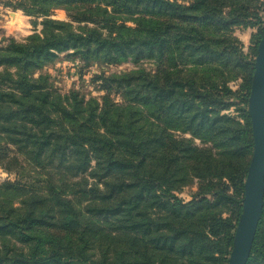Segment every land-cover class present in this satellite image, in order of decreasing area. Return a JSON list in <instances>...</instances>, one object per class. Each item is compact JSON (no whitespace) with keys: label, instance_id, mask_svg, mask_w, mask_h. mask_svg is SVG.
<instances>
[{"label":"trees","instance_id":"1","mask_svg":"<svg viewBox=\"0 0 264 264\" xmlns=\"http://www.w3.org/2000/svg\"><path fill=\"white\" fill-rule=\"evenodd\" d=\"M257 2H17L42 27L0 45V159L14 145L62 174L48 187L0 182V264L228 263L253 135L246 107L243 123L223 111L235 104L232 79L248 100L264 29ZM248 24L259 26L252 58L232 35ZM69 51L82 67L149 60L155 69L98 75L100 101L35 76ZM194 180L185 201L177 190ZM247 264H264V209Z\"/></svg>","mask_w":264,"mask_h":264},{"label":"rangeland","instance_id":"2","mask_svg":"<svg viewBox=\"0 0 264 264\" xmlns=\"http://www.w3.org/2000/svg\"><path fill=\"white\" fill-rule=\"evenodd\" d=\"M18 1L22 0H0L1 46L8 43V37H14L17 41H22L36 29L40 30L42 27V18H35L27 15L22 8L15 7ZM257 7L259 16L261 18L264 17V0H258ZM53 17L57 19H68L66 11L62 9L55 10ZM252 21L254 22L255 19H252ZM258 27L257 24H248V26L235 25L232 28V35L238 40L239 47L242 49L243 53L250 56V58L253 56L251 48L253 46V37L258 32ZM70 53H72V51L60 53L57 59L43 69L38 70L35 73V76H38L40 73L49 74L51 76V82L62 93H68L75 89L79 90V92L87 98L95 97L101 101L102 95L104 94V90L101 87L103 81L98 79V75L104 74L105 76H111L142 67L148 68V70L155 69V65L149 60H143L138 64L131 62H123L119 64L95 63L90 66L82 67L84 63ZM1 70L2 68L0 67V71ZM228 84L234 92H237V94L231 99L235 104L223 112L243 123L244 118L241 111L238 110V108L246 107L248 111V100L245 104V100L242 98L246 92L242 87L243 80L239 77L230 80ZM113 97L117 102L122 101V97L119 94H114ZM185 136L190 137L189 134H186ZM195 142L200 144L199 139H195ZM4 143L5 142L2 141V144ZM207 145L210 144L208 143ZM61 174L62 173L57 171L52 165L40 167L29 162L27 157L17 151V148L14 145H10V152L6 153L0 159V182L8 179L21 180L22 182H29L35 187L38 185L48 187L53 181L59 183L57 180L61 179ZM79 179L81 178H75V180H78L76 189L85 185V180ZM198 186L199 181L194 180L190 185L177 190V195L185 201H189L192 199L193 194L198 190ZM223 215H228L226 209H224Z\"/></svg>","mask_w":264,"mask_h":264},{"label":"water","instance_id":"3","mask_svg":"<svg viewBox=\"0 0 264 264\" xmlns=\"http://www.w3.org/2000/svg\"><path fill=\"white\" fill-rule=\"evenodd\" d=\"M253 152L244 184L242 212L227 264H247L264 209V30L257 45L248 97Z\"/></svg>","mask_w":264,"mask_h":264}]
</instances>
